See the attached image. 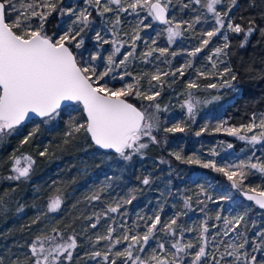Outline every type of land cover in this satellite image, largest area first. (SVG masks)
<instances>
[{"label": "trees", "instance_id": "obj_1", "mask_svg": "<svg viewBox=\"0 0 264 264\" xmlns=\"http://www.w3.org/2000/svg\"><path fill=\"white\" fill-rule=\"evenodd\" d=\"M54 2L57 10L44 23V30L53 38L66 31L75 20V16L62 15L61 9L71 7L77 13L81 9L91 13L89 26L78 37L83 39V45L79 49L73 48V51L81 62L89 61L93 54L99 53L100 57L91 62L98 71H103L107 66L106 58L113 52V40L118 41L117 46L123 45L115 56L116 63H119L123 54L133 50V36L138 32L134 56L129 58L126 65L105 77L102 83L106 82L113 90L133 84L134 89L139 88L142 92L160 93L155 101L135 95L125 97L140 110L155 114L157 121L153 135L157 143L144 137L142 142L148 147L125 160L118 153L98 149L83 130L68 135L72 132V124H86L83 109L76 103L69 104L71 107L63 106L52 119H33L18 126L15 131L5 133L0 138L2 264H13L14 261L33 264L29 247L32 242L37 237L58 239V234H62L64 239L75 236L78 243L72 260L61 257V264H103L99 257L89 258L91 252H104L108 247V241L95 242L97 235L106 234L109 226L116 229L113 238L121 236L125 229L142 234L147 230L146 224L151 223L149 217L155 214L160 215L162 225L180 214L177 223L184 230L183 234L178 231L173 237L158 231L156 239L150 241L146 252L140 255L151 253L156 248L157 240L165 243L169 253L175 251L171 248L175 240L198 245L200 227L204 223L209 228L208 251L212 253L221 239L227 241L235 237L234 233H230L228 237L220 236L212 240V236L223 228V220H216V215L231 217L235 214V205L231 201L219 199L225 189L232 193L233 200L240 205L236 211L249 209L247 236L251 240L256 231L264 227V210L244 200L239 191L231 188V182L223 173L184 161L189 157L201 161L215 160L221 167L226 163H239L250 158L252 162L264 161V143L252 145L226 131L235 127L241 129V135L249 137L260 131L254 128L252 132H245L244 128L252 123L258 124L264 115V35L260 31L264 29V0H237L229 12L233 22L245 29L250 20L255 22L256 30L248 36L247 41L245 33L237 34L225 28L195 56L189 54L200 47L202 39L206 38L203 34L217 26L214 16L202 6L205 0H201L200 4L195 0H161L162 4L167 3V19L172 21L171 26L181 24V35L171 43L167 33L170 25L154 20L148 14L147 7L138 8L133 13L131 9L117 12L116 6L111 5L114 11L101 15L107 0H101L99 9L95 0ZM229 2L224 0L223 4L218 5V10L228 11ZM26 3L27 0H12L17 9H22ZM123 6L127 7V4ZM116 15L120 17L119 25H114ZM16 18L17 12L7 8L6 21L12 23ZM30 23L36 28L40 21L32 18ZM74 27L79 30V26ZM16 31L19 32V29ZM113 31L116 32L115 36ZM225 32L229 44L227 55L221 54L213 59L218 63L217 73L225 67L230 68L223 79L231 80L232 75H235L236 80L232 81V87L209 88L207 85L210 83L220 85L221 77L217 74L206 78L199 76L198 71H211L208 57L215 48L223 46ZM97 33L102 40L96 39ZM103 40L109 43L105 44ZM160 48L167 49L163 56L158 51ZM149 50L155 51L152 56L145 58L143 53ZM189 64L191 66L187 67ZM157 70L162 74L167 73L161 76L160 82L151 80ZM177 70H182L184 74L180 75ZM125 72L131 75H124L120 79ZM112 76L116 78L112 79ZM192 81L199 87L189 89L187 85ZM190 100L194 103L192 114L185 109V103ZM156 103L160 105L158 112L154 107ZM176 124L184 131H164ZM198 132L200 135H197ZM26 137L29 139L25 143ZM213 151L216 155H212ZM41 152H45V155L41 156ZM177 152L181 155L180 160L174 155ZM24 157H31L33 161L28 177L10 179L16 175L13 169L17 159L21 162L20 167L27 165ZM145 178L149 179L147 185L143 183ZM251 187L264 190V174L250 170L243 188L247 190ZM97 194L99 200L90 199ZM131 196H135L132 203L122 204L117 213L104 215L109 205L114 206L116 202ZM209 196L211 199L207 198ZM58 197L62 200L61 208L49 212V203ZM185 200H188L190 207H185ZM93 223L97 224L95 229L91 227ZM122 224L124 227H121ZM240 230H244V225ZM124 247L126 243L116 245L113 252ZM195 250L190 249L189 252ZM248 250L251 251L250 246ZM157 254L164 255L158 249ZM256 255L258 259H264L261 253ZM182 256L185 264H190V255ZM117 264H123V260L118 259Z\"/></svg>", "mask_w": 264, "mask_h": 264}, {"label": "snow or ice", "instance_id": "obj_2", "mask_svg": "<svg viewBox=\"0 0 264 264\" xmlns=\"http://www.w3.org/2000/svg\"><path fill=\"white\" fill-rule=\"evenodd\" d=\"M200 4L201 0H195ZM237 0H230L228 11L221 12L218 10V5L224 3V0H205L203 7L207 12L212 14L217 25L213 30L206 31L203 35L200 47L196 48L189 55L195 56L197 53L207 46L212 39L221 32L222 29H227L233 33H245V41L255 30V22L250 20L249 26L245 29L240 24L234 23L229 16L231 8L236 5ZM127 7H124V4ZM95 4L99 9L101 0H95ZM111 5L116 6L117 12H127L129 9L136 13L138 8L147 7L148 14L157 21L170 25L167 29L168 40L171 43L181 35V24L172 25V21L166 18L167 3L162 4L161 0H155L149 3L148 0H107L103 6V15L107 12H112L114 9ZM187 7V5H185ZM12 8L17 12V18L12 23L6 22V9ZM57 10V4L54 0H27V3L22 6V9H17L12 4V0H0V138L5 133L15 131L18 126L30 119V114L41 118L52 119L58 115V110L64 102H74L82 104L83 111L87 115L86 124H72V132L78 133L82 130L90 135L95 145L101 149H111L118 153L125 160L131 159L133 153H139L141 150L148 147V144L142 142L144 137H147L152 143H157L156 137L153 135V130L156 127L157 117L154 113H146L138 109L132 103H129L125 97L135 95L137 98H142L147 101H155L160 95L156 92H142L139 88H135L133 84H127L113 90L109 88L107 83L102 81L113 73L117 68L126 65L130 57L134 56L135 40L139 39L138 32L133 36L132 51L123 54V59L116 63L115 56L120 53L122 44L117 46L118 41L113 40V52L108 55L107 66L103 71H98L97 67L91 62L96 61L100 54L96 53L90 57L89 61H78L77 54L73 48L79 49L83 45V39H78L81 33L89 26L91 13L86 9H81L78 13L75 9L69 7L61 9V14L75 16L72 25L68 27L57 38L49 36L44 30V23L48 16ZM38 18L40 21L39 27L31 26V19ZM199 18L197 19L198 22ZM142 24L143 21L141 20ZM120 24V17L116 15L114 25ZM79 26V30L76 27ZM192 27V25H189ZM19 29V32L16 31ZM264 35V29H260ZM113 35L116 32L113 31ZM96 39L102 40L99 33L96 34ZM225 43L222 47L215 48L211 56L208 57L211 63V71L204 69L198 71L199 76L209 77L219 75L221 77L220 85L210 83L209 88L232 87V81L236 80V76L232 75L231 80H225L223 77L230 72V68L225 67L222 72L217 73L218 63L213 57H220L221 54L227 55L226 50L229 48L227 33H224ZM103 43H109L108 40H103ZM155 43V41H153ZM243 46V44H242ZM155 50H149L143 53V56L150 57ZM161 56L166 52V48L158 49ZM82 55V54H81ZM175 55V53H173ZM190 67L191 65H186ZM180 75H183L182 70H177ZM175 73H173L174 75ZM131 75L125 72L120 76ZM167 73H160L159 70L151 76V80L160 82L161 76ZM112 76V79H115ZM138 84L139 81L137 80ZM154 87V86H153ZM189 89L197 88L199 85L195 82H189ZM71 107V105H67ZM156 111L160 110L158 103L154 104ZM189 114L193 113L194 103L190 100L185 104ZM255 119V118H254ZM47 122V120L45 121ZM254 128H259L258 133H253L250 137L241 135V129L228 128L226 131L229 135L239 136L241 140H247L250 144L256 145L264 143V115L261 116L259 123L249 124L244 128L245 132H252ZM220 130L219 127L216 129ZM165 132H183L179 124L173 127L165 128ZM29 134V137L33 135ZM197 135H200L198 132ZM25 138V143L29 139ZM231 147V145H229ZM130 150V151H129ZM41 156L45 152L40 153ZM177 160L181 159L179 152L174 153ZM212 155H216L215 151ZM27 165L20 167V160L17 159L14 165L16 175L10 179L19 180L27 178L33 161L31 157H24ZM186 163L199 164L203 168L213 169L216 172L223 173L231 182V188L243 192L248 201H252L260 209H264V190L257 187L248 188L244 191V181L247 179L250 170H255L258 173L264 174V161L257 160L252 162L241 160L239 163H226L224 166H218L215 160L201 161L199 158L189 157ZM145 185L149 184V179L143 180ZM203 191V188L201 189ZM211 199V197H207ZM90 199L99 200L100 196L94 195ZM135 196L128 199H123L122 202H116L109 205L104 215L117 213L122 204H130ZM220 200L231 201L235 207L234 215L231 217H221L216 215V220H223V228L218 230L213 236L215 241L217 237H228L230 233H234V239L220 240L219 244L214 248L212 253L208 251L209 239L207 234L209 228L207 223L200 227V235L198 245L191 242L181 243L180 240H175L171 243V248L174 252L169 253L164 242L157 240L156 248L151 253L144 256L140 253L146 252V247L150 241L156 239L158 231L164 232L166 235L176 236L179 231L183 234V229L178 225L177 221L180 214L170 219V221L161 224V217L155 214L154 217H149L150 224H146V231L134 233L133 229H125L119 237L113 238L115 228L109 226L104 235H97L96 243L100 241H108L106 251H94L89 254L90 259L101 258L103 264H117L118 259L123 260V264H185L182 254L190 255V264H264V259H258L256 253L264 255V227L256 231L255 235L249 239L247 236V217L248 208H243L242 211H236L240 205L233 200L232 193L227 189L220 196ZM200 203H203L201 201ZM62 200L58 197L52 200L48 205L49 212H56L61 208ZM185 207H190L188 200H185ZM203 211V209H201ZM39 219V218H38ZM37 221H34V223ZM99 222V216L97 217ZM244 225V230L241 231V226ZM160 226V227H158ZM93 229L97 227L96 223L91 225ZM121 227H124L122 224ZM213 227H216L213 225ZM190 230V229H189ZM56 232L55 229H53ZM57 237H46L41 239L37 237L32 242L30 247L33 264H61V257L67 261L73 258V252L77 249L78 243L75 236H69L64 239L62 234ZM126 243L123 250L113 252L116 245ZM251 247V251L248 247ZM157 249L163 252L164 255L157 254ZM190 249H196L194 252H189ZM223 249V250H221ZM171 257V259L169 258ZM2 264V261H0ZM13 264H20L19 261H14Z\"/></svg>", "mask_w": 264, "mask_h": 264}, {"label": "water", "instance_id": "obj_3", "mask_svg": "<svg viewBox=\"0 0 264 264\" xmlns=\"http://www.w3.org/2000/svg\"><path fill=\"white\" fill-rule=\"evenodd\" d=\"M153 2H155V0H153L151 3H153ZM168 17V10L166 11V18ZM157 21V20H156ZM7 22V21H6ZM158 23H162V22H160V21H157ZM126 99V98H125ZM127 100V99H126ZM129 103H131L129 100H127ZM69 104H74V102H64L62 105H61V108L63 107V106H65V105H69ZM133 104V103H132ZM81 105V107H82V109H83V106H82V104H80ZM134 105V104H133ZM134 106H136V105H134ZM137 107V106H136ZM138 108V107H137ZM139 109V108H138ZM83 114H84V116H85V120H86V122H87V115H86V113L83 111ZM30 119H28V120H26L25 122H24V124H26V123H29L31 120H33V119H40L41 117H38V116H35L34 114H30ZM23 124V125H24ZM22 126V125H21ZM89 135V134H88ZM89 137H90V135H89ZM90 139H91V137H90ZM91 141L93 142V144L95 145V143H94V141L91 139ZM98 149H101V148H99V146H97V145H95ZM101 150H104V151H111V152H115L114 150H111V149H101ZM244 191H247V190H244ZM239 194L241 195V197L244 199V200H246V201H248L247 199H246V197L244 196V194H243V192H241V191H239ZM249 202H251V203H253L254 205H255V203L254 202H252V201H249ZM257 206V205H256ZM258 208H259V206H257ZM264 210V209H263Z\"/></svg>", "mask_w": 264, "mask_h": 264}, {"label": "rangeland", "instance_id": "obj_4", "mask_svg": "<svg viewBox=\"0 0 264 264\" xmlns=\"http://www.w3.org/2000/svg\"><path fill=\"white\" fill-rule=\"evenodd\" d=\"M153 0H149V3H151ZM168 29V28H167ZM58 37V36H57ZM57 37H55V38H57ZM186 104V103H185ZM185 109L187 110V108L185 107Z\"/></svg>", "mask_w": 264, "mask_h": 264}]
</instances>
